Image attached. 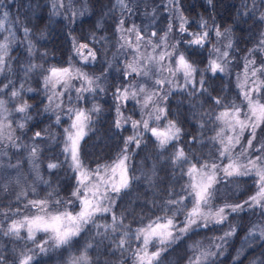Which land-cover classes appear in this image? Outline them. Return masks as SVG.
Segmentation results:
<instances>
[{
    "label": "trees",
    "instance_id": "obj_1",
    "mask_svg": "<svg viewBox=\"0 0 264 264\" xmlns=\"http://www.w3.org/2000/svg\"><path fill=\"white\" fill-rule=\"evenodd\" d=\"M72 1L77 7H83L80 13L66 10L63 0H0V19L3 18V13H8L5 28L0 31V43H5V38H8L7 55L4 57L6 67L4 72L0 73V87L9 80L12 81L11 86L0 95V99L6 101L5 129H8L7 138L3 139L2 143L0 141V168L6 164L16 165L11 168L14 171L18 170L24 177L20 184L15 185L11 182L6 185L0 184V212L9 208L20 210L18 214L9 212L7 218L0 214V229H7L11 221L22 219L29 213L32 207L30 205L25 207L29 200L44 199L53 190L56 191L51 197L52 201L58 198L65 202L73 199L74 204L69 207V211L75 212L79 207V201L71 197V192L76 187V175L68 163H63L64 129L68 127L70 119L64 113L67 109L62 107L56 109L48 100L51 85L45 89L43 83L48 68L52 66L63 68L69 66V63H76L88 74L101 77L98 81L101 82L100 86L104 92L99 88L92 93L85 92L83 95L87 97V101L77 100L76 104L85 109L99 105L101 109L98 113H89L93 117L91 131H88L81 141V160L87 168L95 169L98 164L110 165L124 148L125 139L134 134L131 120H141L135 104L127 100L121 104L120 113L123 118L131 119L120 128L115 126L118 113L115 98L111 95L119 86L122 70L119 62L122 55L117 53L116 49L121 33L116 28L121 20L127 28L135 25L141 14L137 11H142L140 7L149 9V6H156L158 0H125L127 8L123 9L117 4V0ZM262 6V0H212L211 4L208 0H180V11L188 18L187 31H203L199 24L201 20H205L211 32L210 42L206 48L188 47L187 44L181 43L180 50L184 51L190 62L203 70L208 65L210 52L208 49L215 40L216 26L219 25L220 29L224 27L230 29L233 44L230 53L236 61H240L249 49L257 48L256 42L261 37L263 23L259 17ZM129 8L131 11H128ZM134 17L136 21H133ZM25 27L30 30L27 37L23 31ZM10 34H14L15 38L13 39ZM179 36L183 40L190 38L180 33ZM29 41L33 45L31 55L28 50ZM74 42L87 43L89 48L96 52L97 61L87 65L81 63L79 56L74 54ZM254 54L256 60L261 58L258 49ZM109 61L112 62V67L107 74L102 75L108 68ZM33 64L42 65L43 69H35L26 75V69ZM200 78V75H196L194 79L197 83L173 88L166 95L167 99H164L166 118L162 116L158 122L149 120L150 127H160L163 121L175 122L181 129L178 140L171 141L166 149L161 150L157 147L156 138L150 131L145 132L141 124L139 131L144 133V143L139 148L134 142L129 145L130 159L127 161L129 176L139 179L132 180L128 193L116 197V204L113 205V211L117 216L124 214L122 225H126L127 228L121 226L119 232L113 234L111 230L106 232L103 227L98 229L95 225H90L80 236L74 238L70 246L53 249L47 253H40L31 242L17 241L15 238L4 236L0 231V255L6 257L5 264H18L21 254L27 249L32 250L29 255L35 254L33 264H70L71 258L79 256L89 243L93 244V247L88 249L93 264H134L132 251L140 247L141 240H136L133 235L130 243L126 245L127 250L122 251L115 247L121 234L126 230L134 233L137 228L147 225L155 217L164 215L161 207L163 202L184 195L182 188L188 182V177L182 175V172H186L191 164L195 163L199 167L206 161L210 164L224 163L225 158L219 157L220 145L211 139L221 128L220 121L215 119L216 114L224 108L217 106L212 98L221 97L225 105H230L242 103V95L234 85L231 69L228 74L219 73L215 76L210 70L204 73L206 80L204 87L208 88V93L205 94L195 91L200 87L198 83ZM13 90H20V95L11 98ZM74 91L75 88L72 87L61 96L63 106L75 102ZM101 92L105 95L102 96ZM69 96L73 98L71 102L68 100ZM24 103L31 107L23 113L16 111ZM57 116H60V124L56 123ZM21 123L25 124L24 128L18 127ZM36 131H41L42 136L33 140ZM258 131V138L263 139L261 145H264V124H261ZM245 134L248 135L246 130ZM34 145L39 149V154L35 157L37 174L31 170L28 159ZM180 148L189 156L190 163L174 167L172 157ZM235 150L236 148L233 149V155ZM49 163H60V167L49 169ZM37 175L49 183L44 184L37 179ZM257 179L253 172L228 182L221 181L217 185L214 207L219 206V203H240L247 200L257 190ZM17 187H21L28 195L18 200ZM32 188H35V195L31 191ZM169 190L174 192L171 197L168 195ZM65 206L66 204L60 205L59 210H64ZM187 207H192L191 200L188 201ZM56 210L55 206L51 209ZM179 219L182 220L183 215ZM111 220V213L98 214L96 224L111 223ZM231 224L236 225L237 232L225 245L224 254L215 258V264H252L253 261L259 264V261L264 260V240L259 239L258 233L255 241L249 239L245 243L246 233L253 225L264 227V216H261L260 210L257 209L255 212L247 211L232 215L223 227L212 226L189 233L186 238L168 248L161 257V264H188L189 257L193 256L190 246L198 243L200 248L207 250L213 238L222 235ZM97 232L102 235H97ZM21 235L27 236L26 229H21ZM44 239L45 234L37 233L36 244ZM157 247L158 243L150 244L148 250L156 251ZM212 250L215 251L214 248ZM238 250L242 251L238 260H234Z\"/></svg>",
    "mask_w": 264,
    "mask_h": 264
},
{
    "label": "snow or ice",
    "instance_id": "obj_2",
    "mask_svg": "<svg viewBox=\"0 0 264 264\" xmlns=\"http://www.w3.org/2000/svg\"><path fill=\"white\" fill-rule=\"evenodd\" d=\"M211 4L212 0H208ZM117 4L123 9L127 8L125 0H117ZM180 0H168V4L165 5V11H170L169 5L175 7V10L179 13V33L187 34L192 37V39L184 41L183 39L178 40L176 43L171 44V51H167L169 44L167 43V38L169 33L173 32L172 21H169L168 27L164 32L163 36L160 37V44L153 43L151 37L157 36V32L153 31L151 37L146 38L141 34L139 28L133 25L131 28L127 29L129 33L136 34V41L133 44L131 41L125 39L123 32L124 29L122 25L124 21L121 20L117 25L116 30L121 33V40H124L123 44H120V48H133L137 53L133 62L125 64L123 76L128 79L133 73L137 76H143L151 78V70L147 68L149 64L156 66L155 70L157 73L162 74L163 72H168L171 76H176L177 73H183L184 80L186 84H195L197 81L194 79L196 75H200V80L198 81L200 87L196 88V92L201 94L208 93V88L204 85L206 80L204 79V73L211 70L213 76L219 73H227V67L229 64L228 57L230 53L228 50L221 52L219 48H213L209 55L212 53L216 54V58L209 59L208 65L203 69H199L195 63L190 62L183 52H180L177 56L176 53L179 51V45L181 43H186L188 47L198 46L203 49L206 48L211 36V32L208 30L207 21L201 20L199 28L203 29L200 32H188L185 25L188 24V20L184 17L183 13L180 11ZM128 11H131L129 8ZM8 18V13H3V18L0 19V31L5 28V21ZM261 20H264V13L261 14ZM99 27V25H98ZM25 36L29 34V29L25 27L23 29ZM230 32V29L220 30V26H216L215 35L217 37L224 36L225 33ZM12 38L14 39V34ZM264 37V32L261 33ZM94 38V37H93ZM8 38H5V43H0V73H3L6 67V61L4 57L7 55L8 50ZM142 42H146L151 45L152 52L155 53L158 48L163 46L164 51H160L159 55L150 54L147 58H143L139 54V48ZM260 45H264V39L259 42ZM233 44L229 40L226 45V49H231ZM29 54L31 55L33 51V45L29 41ZM87 50V55H84V51ZM256 48L249 49V54L256 51ZM73 51L76 56L80 57L81 63L87 65L89 63H95L98 59L96 52L89 48L87 43L84 44H73ZM175 60V67L171 63L165 65L163 62L165 59ZM72 57L69 58L71 61ZM245 80L247 81L250 75L253 78V87L241 91L243 99L247 101V111H242L241 107L232 103L230 105H225L223 98L213 97L214 102L217 106H222L223 111H220L215 119L224 124V126L232 133L231 135H225V128H221L215 136L211 139L220 145L219 157L229 159V163L221 167L219 163L209 164L207 161L200 164L193 163L188 167L186 172H182V175L188 177V182L183 185L182 191L184 195H179L176 199H168L161 205L164 215L157 216L154 220L149 221L147 225L137 228L133 233L131 230H126L121 234L118 242H116L115 247L122 251L127 250L126 245H128L135 236L136 240H142V245L135 248L132 251L134 256V264H161V257L168 250V248L180 241L182 238H186L189 233H195L198 229H207L212 226L223 227L232 215H238L241 212L252 211L255 212L257 209L260 210V215L264 216V155L256 156L255 159L248 158L247 164L238 163L241 157H249V149L252 148L253 141L256 138V129L264 124V103H261L259 99L254 98V96H259L264 92V80L259 79L258 73L264 75V66L260 68L255 67V61L247 59L245 57ZM250 66H252L250 68ZM112 67V62H108V68L104 70L102 75L108 73V70ZM43 69L42 65H30L26 69V75L35 69ZM47 75L43 77V83L45 89L51 85L54 90L53 95L48 96V100L51 103L60 96H63L66 91L74 87L72 81L78 79L81 81V87L75 88L76 100L87 101V97L83 95L85 92H95L97 88L100 91L104 89L96 83L101 77H91L88 73L82 71L80 68H75L69 63L68 67L58 68L52 66L48 68ZM166 82L171 83L170 80L156 79L154 81L155 85L163 86ZM12 81L9 80L8 83L0 87V95L4 94L5 89L10 87ZM57 85H62V88L57 92L55 91ZM86 85V86H85ZM129 85H124L123 88L116 87L113 95L116 101V111L118 117L115 122V126L120 128L124 123H127L131 118H123L122 113H120L121 104L128 99H135L140 94H146L145 100L142 105L141 111L148 106L149 101L158 103L155 101V97L159 96V92L153 91L146 93L145 85H140L138 91L129 92ZM239 87V85H238ZM23 89V85H21ZM32 91V89H28ZM195 94V93H190ZM20 95V90H13L11 92V98H15ZM72 97L69 96V102L72 101ZM162 99H167V96L162 97ZM140 103V101H137ZM6 101L0 99V109L4 108ZM31 105L24 103L20 105L16 111L26 112ZM61 104H55V108L59 109ZM48 110V106H45V111ZM101 109L99 105H93L91 109H85L80 107H68L65 115H68L71 120V124L64 129V141L62 152L65 155V161L63 163H68L69 167L72 169L73 173L76 175V187L71 192V197L79 201L80 210L78 212L69 211V207L74 204L73 199H69L65 202L63 199L51 200L56 190L49 192L44 199L29 200L28 204L36 210L35 215L29 217L24 216L22 219L13 220L7 227V229H0L3 235L6 237L15 238L17 241L24 240L25 242H31L39 249L40 253H47L53 249H60L64 246H70L73 243L75 237L81 235L85 231L87 226L95 225L98 229L103 227L106 232L111 230V233H118L120 227L123 226L127 228L126 225H122L123 213L117 216L113 211V205L116 204V197H120L122 194L126 195L131 188V181L137 180L139 177L129 176V166L127 161L130 159L129 145L133 142L136 147L139 148L144 143V133L139 131L140 125H143L145 132L150 131L152 136L156 138L157 147L161 150L166 149L171 141L178 140L180 137L181 129L177 127L176 123L169 121L167 128L163 131L155 127H150L148 119L141 120H131L132 128L134 134L129 136L124 141V148L118 154L117 158L110 164H98L95 169L87 168L83 161L81 160V141L87 135L88 131H91V123L93 117L89 114L92 112H99ZM155 114V120L159 121L161 117L166 118V112L163 107L154 110V113H150L151 117ZM244 117L243 119L241 117ZM26 119H31V117H26ZM56 123L60 124V116H57ZM203 127V125H201ZM20 128H24L25 124L21 123L18 125ZM250 130L251 137L248 139L247 147L233 158V149L237 145L241 144V137L243 136L245 130ZM42 136L41 131H36L33 136V140L40 138ZM11 139V137H9ZM54 139V138H53ZM195 141V137H193ZM261 153H264V145L259 148ZM39 154L38 146H33L30 157L35 158ZM173 166H183L185 163H190L189 156L185 154L183 148L177 149L172 157ZM9 167H16V165H9ZM38 167V166H37ZM60 167V163H49V169H55ZM255 173L258 179L256 180L257 191L248 197L247 200L241 201L240 203H224L215 207L214 201L217 199V185L221 181L228 182L231 179H236L243 176H248L251 173ZM37 179L41 180L44 184L49 182L42 180L39 175ZM5 190H7L5 188ZM32 193L35 195V188L31 189ZM27 192H21L18 194L17 199L21 197H26ZM169 197L174 195L172 190H169ZM191 200L192 207L188 208L187 203ZM154 206H155V202ZM66 204L64 210H59V206ZM56 207V211H51L53 207ZM185 209H187L185 211ZM214 209V210H213ZM19 209L7 211H2L5 218L9 212L13 214H18ZM111 213L112 220L111 223H106L103 225L96 224V217L98 214ZM168 213H171L168 215ZM183 215V219L179 217ZM182 225V226H181ZM21 229H26L27 236L21 235ZM237 232V227L235 224L229 225L228 229L218 237L213 238L211 245L205 250L199 247V244H194L190 246L193 251V256L188 259V264H215V258L222 256L224 254L225 245L228 243L229 239L233 237ZM37 233H43L46 239L36 244ZM259 234V239L264 240V227H259L258 225H253L245 236V243L247 240L251 239L255 241ZM97 235H102L97 232ZM158 243L156 251L149 252V245ZM93 244L89 243L85 245L84 250L79 256H74L70 260V264H93L90 256L88 255V249L92 248ZM215 249L213 251L212 249ZM15 251V250H14ZM240 251L238 250V255L234 257V260H238ZM32 252L31 249H27L21 254L18 264H33L35 259V254L29 255ZM6 257L0 255V264H5ZM252 264H257V261H253ZM259 264H264V260L259 261Z\"/></svg>",
    "mask_w": 264,
    "mask_h": 264
},
{
    "label": "rangeland",
    "instance_id": "obj_3",
    "mask_svg": "<svg viewBox=\"0 0 264 264\" xmlns=\"http://www.w3.org/2000/svg\"><path fill=\"white\" fill-rule=\"evenodd\" d=\"M63 1L65 4L66 10H71L72 12H77V13H80L83 10L82 6L77 7L73 3L72 0H63ZM262 3H263V6L259 12V17H261V14L264 13V0H262ZM156 4L157 5L154 7L148 5L149 9H146V10L144 7H140V8H142L141 9L142 11H137V12H140L141 14H140V16H138L139 18L137 21H136V17H134L133 21H136L135 25L137 26V28L140 29L141 34L144 35L146 38L151 37V32L156 31L157 36L151 37V39H152L153 43L160 44V37L163 36L164 32L166 31V29L168 27L169 21L171 20L174 30H173V32L169 33V36L167 38V43L169 44V48L166 49L167 51H171L172 50L170 47L171 44L176 43L178 40H181V38H179L180 36H179V31H178V29H179L178 15H179V13L175 10V7L172 5H169V8L171 9L170 11H165V5L168 4V0H158ZM184 17L188 20V18L186 16H184ZM262 22L263 23H262L260 35L262 32H264V20H262ZM122 27L124 29L123 35H124L125 39H127V40L131 41L133 44H135L136 34L134 32L129 33L127 31V29H129L131 27L127 28V26H124V25H122ZM185 27H186V25H185ZM225 29H229V28L224 27V28H221L220 30L224 31ZM183 35H187V34L185 33ZM214 36H215V42H213L212 45L209 46L210 51L215 47V48H219L221 50V52L228 50L230 53V49H226V45L228 44L229 40H231V42H232L231 31L225 33V35L221 36V37H217L215 34H214ZM119 39L120 40H119V43L117 44L116 49H117V53L121 54L122 57H121V59L119 57L120 61L119 60H117V61L121 62L122 70H120L121 71V80L119 82L118 87L123 88L124 85H129L130 87H129L128 91L132 92V91H138L140 85H145L146 93H150L153 91L159 92V96L155 97V101H158V103H154L153 101H149L148 106L146 108H144L143 111H141V109H142V105H143V102L145 100L146 94H140L135 99H128V100H131V102H133L135 104L141 119L142 118L148 119V120L153 119L154 121L158 122L157 120H155V114H153L151 117L149 116V114L154 113V110L157 108H160V107L164 108L165 100L162 99V97L166 96L174 87L177 88L180 86V88H181V87H185L189 84H186V82L184 80L183 73H177L176 76H171L168 72H163L162 74H159L156 72V70H155L156 66L153 64H149L147 66V68H149L151 70V78H147V77H143V76H137L135 73H133L128 79H125L123 76L125 64L133 62L137 53L134 51L133 48H126V49L120 48V44H123L124 40H121V36ZM190 39H192V37H190L184 41H187ZM261 39H264V37L261 36L260 39L258 40V42H256L257 43L256 49H258L260 51V54H261L260 57L261 58L256 60V58H255L256 54H254V53H256L257 50L250 53V54H249V50H248L240 58L241 59L240 61L239 60L236 61V58L232 57L231 53H230V56L228 57V60L230 62H229L228 67H227V74H228V72H230V69H231V76L233 78L234 85L239 90V92H241L242 89L246 90L248 88L253 87V78L250 75L248 76L247 81L245 80V71H244V65L246 62L245 57L247 56V59L254 60L256 68H260L261 66H264V45L259 44ZM76 44L79 45L82 43L76 42ZM251 49H253V48H251ZM164 50L165 49L161 45V47L158 48L155 53H153L151 45H148L146 42H142L141 46L139 48V54L143 58H147L150 54L158 56L160 51H164ZM180 52H182V51L179 48V51L176 53V55L178 56ZM83 54L87 55L88 54L87 50H85ZM214 58H216V54L212 53V55L209 56V59H214ZM79 59H80V57H79ZM240 62H241V64H240ZM163 63L165 65L171 63L172 66L175 67V60L174 59L169 60L166 58ZM240 65H241V69L239 70ZM72 66L75 68H80L82 71H84L81 68V66L76 64V63H74V64L72 63ZM251 67L252 66H250V68ZM84 72H86V71H84ZM88 75L91 77H96L95 74L90 73ZM258 77H259V79L264 80V75H261L260 73H258ZM165 78L167 80H170L171 83L166 82L163 86L155 85L154 81L156 79H165ZM96 83H98L99 85L101 84V82H99V81H96ZM72 84L74 85V88L81 87V81L78 79H74L72 81ZM238 85H239V87H238ZM61 88H62V85H57V88L55 91L58 92ZM53 91L54 90L51 88V92H50L51 95H53ZM103 92H101L102 96L105 95ZM73 95H75V98H76L77 94H75V91H74ZM111 96L114 97L113 95H111ZM60 98H61V96L56 98L52 104L53 105L61 104V107L65 108V109H68V107H70V106L71 107H78V105H76V104H78L76 99H75V102H72L69 105L63 106V103H62ZM254 98L259 99L261 101V103H264V94L263 93H261L259 96H254ZM137 101H140V103H137ZM241 102L242 103H237V104L235 103V104L240 106L242 111H247V101H245L243 99V96H242ZM64 113H66V111ZM5 117H6V111L4 108H2V109H0V141H1V143L3 142V139L7 138V134H8V129H5L6 124H7ZM241 118L243 119L244 117L242 116ZM163 122H164L163 125L160 127H158V126H152V127L158 128L159 130L163 131L167 128V125H168V122H166V121H163ZM70 124H71V120L69 122V125ZM220 125H221V128H225L224 134L226 136L232 134L224 126V124L222 122H220ZM246 131H247L248 135L246 136V134L245 135L243 134V136L241 137V144L236 146V150H235V153L233 155V158H235L237 155H239L244 150V148L247 147V142H248V139L251 137V132H250V130H247V129H246ZM258 137H259V131L257 128L256 129V138L253 141L252 148L249 149L250 156L249 157H241L239 159L238 163L247 164L248 158L255 159L256 156L264 155L262 153H258L259 147H260L261 142L263 140V139L259 140ZM0 154H1V152H0ZM28 159H29V163L31 164V170L33 171L34 174H37V170H36L37 165H36L35 158L30 157V155H29ZM228 163H229V159L225 158L224 163H223V165H221V167H223L224 165H226ZM0 166H1V161H0ZM0 176H1L0 184H4V185H6L10 182L14 183L16 185V184H20V180H24L23 175H21L18 172V170L14 171V169L9 167V165H7V164L0 168ZM16 190H17L16 192H18V194L21 192H25L22 190L21 187H17ZM257 190H255V192ZM35 200H37V199H35ZM218 205H222V204L219 203ZM215 207H217V206H215ZM215 207H214V209H215ZM79 210H80V205H79L78 209H76L75 212H78ZM35 214H37L36 210L32 208L30 210V212L27 213L25 216L31 217ZM141 245H142V240H141L140 246ZM150 252H153V251H150Z\"/></svg>",
    "mask_w": 264,
    "mask_h": 264
},
{
    "label": "flooded vegetation",
    "instance_id": "obj_4",
    "mask_svg": "<svg viewBox=\"0 0 264 264\" xmlns=\"http://www.w3.org/2000/svg\"><path fill=\"white\" fill-rule=\"evenodd\" d=\"M151 33H152V32H151ZM213 42H215V40H213V41L211 42V45H212ZM208 50L210 51V49H208ZM209 56H210V55H209ZM174 88H175V87H174Z\"/></svg>",
    "mask_w": 264,
    "mask_h": 264
}]
</instances>
